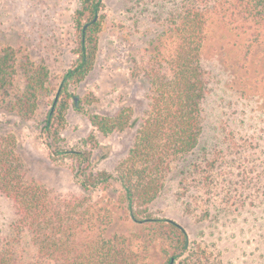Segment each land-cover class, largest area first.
I'll return each instance as SVG.
<instances>
[{"label": "rangeland", "instance_id": "1", "mask_svg": "<svg viewBox=\"0 0 264 264\" xmlns=\"http://www.w3.org/2000/svg\"><path fill=\"white\" fill-rule=\"evenodd\" d=\"M102 2L94 64L68 87L56 142L58 151L85 153L89 162L53 153L42 132L76 60L78 0H0V50L11 48L17 60L12 85L0 95V142L10 138L14 167L25 183L44 188L54 202L91 206L93 218L105 217L101 227L108 238L132 235L141 226L121 202L117 177L146 114L153 72H169L165 61L176 40L167 32L168 14L178 8L173 0ZM204 31L200 64L206 90L198 144L160 168L161 189L140 218L172 221L184 231L187 251L173 264H264V28L256 38L209 14ZM26 60L48 72L33 112L22 101ZM119 110L135 124L103 135L89 122V116ZM82 168L113 179L85 188ZM18 218L14 202L0 191V237L17 239L16 250L32 255L31 233L15 227ZM132 245L139 264H167L160 242L138 239Z\"/></svg>", "mask_w": 264, "mask_h": 264}, {"label": "trees", "instance_id": "2", "mask_svg": "<svg viewBox=\"0 0 264 264\" xmlns=\"http://www.w3.org/2000/svg\"><path fill=\"white\" fill-rule=\"evenodd\" d=\"M102 1L78 0L74 13V27L78 32L76 60L64 74L59 98L53 102L42 127L53 153L86 162L90 159L87 154L58 151L56 142L70 98L68 87L83 80L94 64L96 31L103 17ZM173 1L178 10L168 14L167 32L176 40L172 57L165 61L169 72H153L146 114L135 131L128 152L129 162L117 177L123 189L121 202L126 203L129 217L141 224L140 228L129 236L105 238V226L101 227L105 217L93 218L91 206L83 207L78 200L54 202L44 188L21 179L18 168L14 167L10 138L6 137L0 142V191L14 202L19 217L15 227H25L31 233L34 253L23 254L15 248L17 239L0 237V264H139L138 253L132 245L138 239L143 243L160 242L167 264L186 253V234L174 222L150 216L140 218V215L161 189L160 168H168L173 160L189 154L198 144L201 103L206 90L200 51L207 15L214 14L243 33L251 31L257 38L264 28V0ZM85 19L88 26L83 31ZM16 62L14 50H0V95L12 85ZM21 65L26 81L22 101L33 112L38 95L45 91L48 72L29 60ZM73 104L78 109L75 100ZM129 120L126 110H119L114 116H89L91 125L103 135L133 126L135 122L129 125ZM82 169L81 184L85 188L113 179L105 174L94 177Z\"/></svg>", "mask_w": 264, "mask_h": 264}, {"label": "water", "instance_id": "3", "mask_svg": "<svg viewBox=\"0 0 264 264\" xmlns=\"http://www.w3.org/2000/svg\"><path fill=\"white\" fill-rule=\"evenodd\" d=\"M96 20V17L93 19V21H95ZM88 26V24H85V26L83 27V31H84V29L86 28ZM59 91V90H58ZM57 97H58V93H57V95H56V97H55V99H54V102H56L57 101ZM169 222H172V221H169ZM177 225V224H176ZM178 227H179V225H177ZM180 228V227H179ZM173 263V260H171V262L169 263V264H172Z\"/></svg>", "mask_w": 264, "mask_h": 264}]
</instances>
